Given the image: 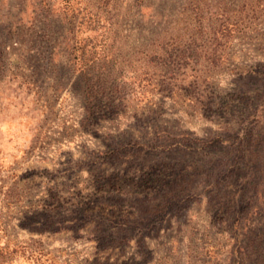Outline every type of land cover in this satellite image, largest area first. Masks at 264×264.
Masks as SVG:
<instances>
[{
    "label": "rangeland",
    "instance_id": "obj_1",
    "mask_svg": "<svg viewBox=\"0 0 264 264\" xmlns=\"http://www.w3.org/2000/svg\"><path fill=\"white\" fill-rule=\"evenodd\" d=\"M262 101L264 0H0V264H264Z\"/></svg>",
    "mask_w": 264,
    "mask_h": 264
},
{
    "label": "trees",
    "instance_id": "obj_2",
    "mask_svg": "<svg viewBox=\"0 0 264 264\" xmlns=\"http://www.w3.org/2000/svg\"><path fill=\"white\" fill-rule=\"evenodd\" d=\"M45 7H47V6H45ZM44 7V8H45ZM48 9L45 11L44 10V12L45 13H47V14H49V9H50V7H47ZM9 33L10 34H14L13 32V29L12 28H10L9 30ZM246 113H247V116H246V120L247 119H253V120H256V122H255V125L254 126H252L251 128L249 127V128H247L246 130H248V132H246L245 133V131H244V134L246 135V139L245 140H242V143H243V145L244 146H247V145H249V143H250V145L253 143L254 145H255V143L257 142V140H254L253 142H252V135H256V136H258V135H260L261 134V132L259 133V132H256L255 133V129L258 127L259 128V124H260V121L259 122H257V120H259V119H261L262 121H263V123H264V101H262L261 103H259L258 105H256L255 107H250V108H248V110L246 111ZM261 129H264V124H261ZM253 131V134H251V132ZM259 138V137H258ZM263 141V140H262ZM262 141H260L261 143H262ZM252 142V143H251ZM259 142V143H260ZM258 143V142H257ZM258 143V144H259ZM254 145H252V147L255 149V147H254ZM254 149H253V152H254Z\"/></svg>",
    "mask_w": 264,
    "mask_h": 264
}]
</instances>
